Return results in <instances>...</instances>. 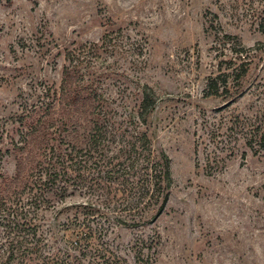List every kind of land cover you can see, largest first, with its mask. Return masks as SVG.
<instances>
[{
	"label": "rangeland",
	"instance_id": "obj_1",
	"mask_svg": "<svg viewBox=\"0 0 264 264\" xmlns=\"http://www.w3.org/2000/svg\"><path fill=\"white\" fill-rule=\"evenodd\" d=\"M213 79L218 92L208 95ZM144 88L154 107L142 125ZM42 105L50 115L22 120ZM39 116L37 135L52 144L84 147L94 121L108 126L114 163L145 133L154 160L165 154L170 166L154 221L155 207L124 210L115 189L107 215L79 192L61 215L45 204L40 233L60 260L77 264L78 232L90 246L102 232L122 264H264V0H0L6 177L21 158L14 144Z\"/></svg>",
	"mask_w": 264,
	"mask_h": 264
},
{
	"label": "trees",
	"instance_id": "obj_2",
	"mask_svg": "<svg viewBox=\"0 0 264 264\" xmlns=\"http://www.w3.org/2000/svg\"><path fill=\"white\" fill-rule=\"evenodd\" d=\"M68 70H64L67 75ZM225 83L226 80L223 85ZM207 89L208 95L217 94L215 79L209 81ZM142 95L138 119L145 125L154 107V98L147 92V88H144ZM39 109H43V114L47 115L53 110L52 105L34 107L31 112L22 116V120L31 119L32 114ZM101 115L104 120L106 114L101 112ZM39 117L36 122L28 125V131L22 136L20 144H14L21 158L16 163L12 177L2 174L3 153L0 152V260H3L0 264H76L73 261H62L54 252H50L51 247L40 233L37 214L45 204L55 209L57 215L63 214L71 207L66 200L77 192L94 195L96 212L102 215L103 210H113L109 204L114 200V197L110 198L112 189L125 196L121 203H118L121 200L116 201L124 210H137V215H140L149 208L154 211L155 207L156 213L151 221L162 214L170 195L169 160L165 154L154 160L145 133L137 135L133 142L127 141L128 144L131 143L125 152L127 158L114 163L113 159L116 157L106 155L109 144L107 137L110 135L108 126L98 120L94 121L84 147L62 141L52 144L48 137L50 133L37 135L36 126L40 124L41 116ZM112 184L116 187L112 188ZM49 196L56 199L55 203L50 201ZM82 208L85 210L90 206L84 205ZM82 215L88 214L82 212ZM114 221L119 226L127 224L120 218ZM131 225L134 227L136 224ZM79 226L88 227L84 222ZM105 236L102 232L99 234L97 249V244L90 246L85 242L81 243V240H87L88 235L78 232V241L74 244V250L79 254L75 259L77 264H85L83 259L88 257L91 259L88 264H122L116 255L108 251L103 241ZM59 252L61 250H57V254Z\"/></svg>",
	"mask_w": 264,
	"mask_h": 264
}]
</instances>
